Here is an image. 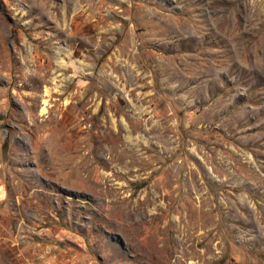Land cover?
Here are the masks:
<instances>
[{
    "label": "rangeland",
    "instance_id": "374dc122",
    "mask_svg": "<svg viewBox=\"0 0 264 264\" xmlns=\"http://www.w3.org/2000/svg\"><path fill=\"white\" fill-rule=\"evenodd\" d=\"M0 264H264V0H0Z\"/></svg>",
    "mask_w": 264,
    "mask_h": 264
}]
</instances>
